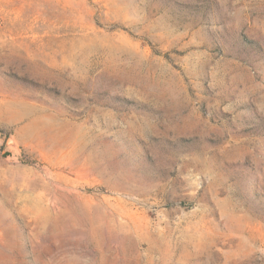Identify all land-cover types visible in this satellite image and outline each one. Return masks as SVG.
I'll return each instance as SVG.
<instances>
[{
	"label": "rangeland",
	"instance_id": "374dc122",
	"mask_svg": "<svg viewBox=\"0 0 264 264\" xmlns=\"http://www.w3.org/2000/svg\"><path fill=\"white\" fill-rule=\"evenodd\" d=\"M0 264H264V0H0Z\"/></svg>",
	"mask_w": 264,
	"mask_h": 264
},
{
	"label": "bare ground",
	"instance_id": "6f19581e",
	"mask_svg": "<svg viewBox=\"0 0 264 264\" xmlns=\"http://www.w3.org/2000/svg\"><path fill=\"white\" fill-rule=\"evenodd\" d=\"M10 143H12V142H10Z\"/></svg>",
	"mask_w": 264,
	"mask_h": 264
}]
</instances>
